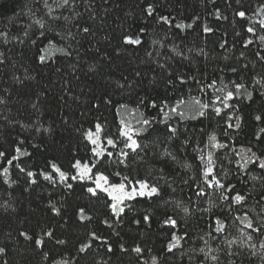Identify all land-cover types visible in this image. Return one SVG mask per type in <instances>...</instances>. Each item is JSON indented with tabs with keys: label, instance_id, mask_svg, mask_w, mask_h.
<instances>
[{
	"label": "trees",
	"instance_id": "obj_1",
	"mask_svg": "<svg viewBox=\"0 0 264 264\" xmlns=\"http://www.w3.org/2000/svg\"><path fill=\"white\" fill-rule=\"evenodd\" d=\"M261 37L264 0H0V264H264Z\"/></svg>",
	"mask_w": 264,
	"mask_h": 264
},
{
	"label": "snow or ice",
	"instance_id": "obj_2",
	"mask_svg": "<svg viewBox=\"0 0 264 264\" xmlns=\"http://www.w3.org/2000/svg\"><path fill=\"white\" fill-rule=\"evenodd\" d=\"M63 3H64L65 5L68 4V0H63ZM151 11H152V9H151V7H149V9H148L149 14H151ZM238 15L241 16V17H243V16L245 15V13H244V12H239ZM161 19L167 20L166 17H162ZM37 23H39V21H37ZM40 26L43 27V24H41ZM178 27H180V25H178ZM206 30H207V29H206ZM248 30H249V31H253V29H251V28H249ZM84 31L87 32L88 29L85 28ZM261 39H264V37H261ZM126 41L129 42V43H133V44H138V43H140L139 40H133L131 37H127V38H126ZM43 59H44V57H41V61H43ZM241 87H242V85H236V88H237V89H239V88H241ZM231 96H232V93L229 92V93H228V97L230 98ZM204 107H207V106L205 105ZM217 111H219V110H217ZM201 115H203V113H201ZM257 119H260V117H257ZM149 123H150V121H148V120H144V124H149ZM237 127H239V124H237ZM97 129L99 130V125H97ZM173 131H174V130H173ZM88 135H89V139H91V135H92V134L89 133ZM123 135L126 137V139H127L128 141H130V143H127V144H126V147H128V148L132 149L133 151H135L136 148L139 147L137 141H136L135 139H133L132 135H130L129 132H127V131H125V132L123 133ZM213 139H215V138L213 137ZM93 143H96V141H93ZM108 144L115 146V144H114V142H113L112 140H108ZM0 155H3V153H0ZM97 155H99V153H97ZM109 155H111V153H109ZM123 155L127 156V153H123ZM209 162H211V158H210V157H209ZM53 167H55V166H53ZM74 167L79 168V167H80L79 162H77V163L74 165ZM260 167H261V168H264V163H261V164H260ZM55 170H56L57 172H60V170H59L58 168H56ZM210 172H211V168L208 169V172H206V175H207L208 173H210ZM86 174H87V171L83 172V173L81 174V176L83 177V176L86 175ZM29 175H32V173H29ZM60 177H61L62 180L67 179V176H66L65 173H63V172H60ZM46 179H52V177H51V176H47ZM73 179H76V177H73ZM101 180H103L105 183H107V177L101 175V176L99 177V179L96 180V188H88L87 191L90 192V193H92L93 195H96V193H97V188H101V187H102L101 184H100V181H101ZM137 183L139 184V189H137L135 186H133V187L131 188V191H129V192H125V185H124L123 183L120 184V185H118V186H113V187H112V193H119V195H112V193H109V194L111 195L112 200L116 201V203H113V204L111 205V208H112V210H113V213H114L117 217H119V214H120L121 212H123V208L120 207V205L122 204V202L124 201L125 198L131 199V198H133V197L137 194V192H139V195H140V196H144V195L146 194V192H145L146 189L148 190V191H147V195H149V196H151L152 194L157 193V191H158L157 188H155V187H150L146 182L138 181ZM215 185L218 186V187H223V185L220 184V181H219V180H216V181H215ZM212 186H213V185H212L211 183H209V187H212ZM68 187L71 188V185L69 184ZM102 190L105 191V192H108V189H107V188H103ZM225 198H227V197H225ZM234 199H235L236 202H240V201H242V200L244 199V197H242V196H240L239 194H237V195L234 197ZM54 210L57 211V212L59 211V210H56V209H54ZM185 211H187V210H185ZM81 212H83V209H81ZM80 218H81V219H85L86 217L83 216V215H81ZM145 219H147V217H145ZM169 222H170L173 226H174L175 223H176L174 220H170ZM243 222H245V221L242 220V223H243ZM217 223L219 224V221H218ZM246 223H247V227H249V228L252 227V222H251L250 220L247 221ZM220 230H221V228L218 227V228H217V231H220ZM255 230H256V231H259V229H255ZM24 235H26V234H24ZM47 235H48V236H51L52 233L49 232V233H47ZM93 236H95V233H93ZM249 239H251L250 236H249ZM37 243H42V241H37ZM58 243H64V241H58ZM81 250H83V248H82ZM109 250H111V249H109ZM134 251H136L137 253H140L142 250H141L140 248L137 247L136 249H134ZM3 252H4V249H3V248H0V253H3Z\"/></svg>",
	"mask_w": 264,
	"mask_h": 264
},
{
	"label": "rangeland",
	"instance_id": "obj_3",
	"mask_svg": "<svg viewBox=\"0 0 264 264\" xmlns=\"http://www.w3.org/2000/svg\"><path fill=\"white\" fill-rule=\"evenodd\" d=\"M86 171V167L85 168H81V172L83 173V172H85ZM115 195H119V194H115ZM115 203H116V201H115ZM123 204V203H122Z\"/></svg>",
	"mask_w": 264,
	"mask_h": 264
},
{
	"label": "water",
	"instance_id": "obj_4",
	"mask_svg": "<svg viewBox=\"0 0 264 264\" xmlns=\"http://www.w3.org/2000/svg\"><path fill=\"white\" fill-rule=\"evenodd\" d=\"M125 199H126V198H125ZM122 203H123V202H122ZM121 205H122V204H121ZM121 205H120V207H121ZM121 213H122V212H121ZM121 213H120V214H121Z\"/></svg>",
	"mask_w": 264,
	"mask_h": 264
}]
</instances>
